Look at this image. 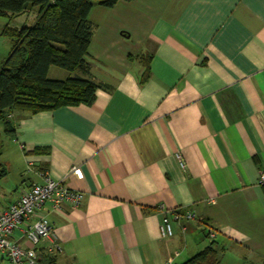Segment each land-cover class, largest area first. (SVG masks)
Masks as SVG:
<instances>
[{
    "label": "crops",
    "instance_id": "crops-1",
    "mask_svg": "<svg viewBox=\"0 0 264 264\" xmlns=\"http://www.w3.org/2000/svg\"><path fill=\"white\" fill-rule=\"evenodd\" d=\"M88 21V74H57L109 90L91 106L13 113L0 213L47 174L82 201L35 213L52 227L40 264H178L208 230L222 259L264 264V0L119 1ZM165 211L194 219L162 239ZM24 230L11 239L28 248Z\"/></svg>",
    "mask_w": 264,
    "mask_h": 264
},
{
    "label": "trees",
    "instance_id": "trees-1",
    "mask_svg": "<svg viewBox=\"0 0 264 264\" xmlns=\"http://www.w3.org/2000/svg\"><path fill=\"white\" fill-rule=\"evenodd\" d=\"M119 1L134 0H0V17L36 10L31 26L6 25L0 32L11 44L0 59V125L5 136L14 135V112L37 114L64 107L91 106L98 90H109L106 85L87 79L50 80L47 73L50 67H56L88 74L86 57L93 36L89 12L95 5L112 8ZM147 78L146 69L140 84ZM8 115L12 118L7 119ZM1 167L0 178L4 175ZM208 241L206 247L178 264H221L223 249L214 240Z\"/></svg>",
    "mask_w": 264,
    "mask_h": 264
},
{
    "label": "built area",
    "instance_id": "built-area-1",
    "mask_svg": "<svg viewBox=\"0 0 264 264\" xmlns=\"http://www.w3.org/2000/svg\"><path fill=\"white\" fill-rule=\"evenodd\" d=\"M11 118L12 115L7 116V119ZM177 158L179 159V156ZM180 166L183 167L182 163ZM75 172L76 169H71V173ZM42 177L41 184H33L15 204L0 213V254L10 264H40L36 247L41 242L52 238V227L45 216L34 219L38 210L47 204L56 210L60 209L64 203H69L73 207L81 204L80 193L67 189L47 174H43ZM257 185L264 191V172L259 173ZM183 219L193 220L194 215L190 212L180 214L178 211H165L159 225L160 237L165 239L174 235L173 223L178 225L180 232H185V226L181 223ZM21 225L25 226L24 235L29 243L28 248L21 247L11 239L12 233ZM207 235L209 240L215 239L213 231L208 230ZM53 250L56 251L58 248L53 246ZM165 264L173 263L172 260H168Z\"/></svg>",
    "mask_w": 264,
    "mask_h": 264
},
{
    "label": "rangeland",
    "instance_id": "rangeland-1",
    "mask_svg": "<svg viewBox=\"0 0 264 264\" xmlns=\"http://www.w3.org/2000/svg\"><path fill=\"white\" fill-rule=\"evenodd\" d=\"M35 18H36V10L35 9H29V10L25 11L24 13H22L18 16H15V17H0V32H1L2 28L6 25H10V26H13L16 28H20L21 26L29 27L35 21ZM10 46H11V44H10L9 39L3 38L0 36V58H1V56H3L5 54L6 49H10ZM57 73L64 74L65 77L68 75V72H66L64 70H61V69L56 68V67H51L47 78L50 80H52V79L64 80L65 77L63 79H61V76ZM1 128H2V126L0 125V130H1ZM1 140L5 141V139L2 136V132L0 131V142H1ZM11 157H13L12 154H11ZM229 257H232V255L230 253L226 254V257H224V259H222L223 258L222 257L221 259L224 260L222 263L223 264H232V263H230L231 258H229ZM0 264H10V263H8V261H6L5 259H2L0 257Z\"/></svg>",
    "mask_w": 264,
    "mask_h": 264
}]
</instances>
